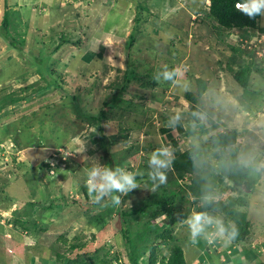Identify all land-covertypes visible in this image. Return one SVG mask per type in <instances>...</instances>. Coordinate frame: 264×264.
<instances>
[{"label":"rangeland","instance_id":"374dc122","mask_svg":"<svg viewBox=\"0 0 264 264\" xmlns=\"http://www.w3.org/2000/svg\"><path fill=\"white\" fill-rule=\"evenodd\" d=\"M5 1L10 13L7 16L9 22L4 26ZM138 3L146 6L149 13L140 12L142 22L135 23ZM208 3L206 0H0V32L15 35L13 32L32 31L33 34L25 35L23 46L16 42L20 53L9 48L0 37V80H4L0 86L8 91L20 92L24 85L34 83L28 92L22 91L23 95L31 94V98L0 109V264H30L32 257L36 258L37 264H42L44 259L49 258L51 254L42 237L51 243L55 237L53 229L58 227L51 222L55 217L54 211L44 217V223L49 224L47 231H40L36 236L13 229L9 220L27 199L50 201L52 204L80 201L85 171L97 160L105 164L106 159L111 158L105 150L95 151L97 143L93 141L99 137L95 124L86 115L77 113L74 104L84 110L88 108V112L93 114L101 107L102 101L112 103L103 123L105 133L110 134L108 136L114 134L107 137L110 153L131 147L135 155L129 160L135 169L141 164L145 166L144 157L149 158L152 147L167 142L168 138L160 133L163 126H171L173 136L177 137L183 149L186 141L197 142L206 135L193 125L189 130L191 133L182 137L173 120L177 115L183 123L188 120L185 110L189 103L184 99V92L190 88L195 91L196 77L210 80L218 70L215 60L219 55L208 39L215 41V48L218 46L223 54L228 52L227 43L239 46L238 35L230 38L221 29L219 35L217 29L193 21L194 17L203 16ZM259 24L264 25V15L260 16ZM134 27H138V30L134 31ZM184 31H187L186 36ZM62 35L69 38V43L53 53L52 42ZM218 36L222 37V41ZM256 36V32L253 33L254 38L250 40H256ZM242 45V50L247 52L249 49ZM32 55L45 57L48 71L43 72V77L36 72V67L24 62L25 59L36 63L30 57ZM251 58L254 61H257L255 58L261 59L254 52ZM128 60L139 64L138 72L145 71L146 66L152 68L158 81L155 87H142L138 80H131L126 89L128 94L143 96V101L137 98H133L132 102H123V98L114 100V85L121 82L128 68ZM171 66L175 68L176 78L168 82L161 74L165 70L170 71ZM18 72V79H14ZM21 75L25 78H21ZM54 80L59 81L61 88L50 85L44 91H33ZM229 84L231 95L225 92V81L219 82V93L226 96V103L221 100L217 105H212L214 103L208 101V89L202 96L205 103L202 110L207 111L210 104L213 108H221L223 114L215 115V120L223 123L222 129L235 126L247 129V134L240 138L242 147L239 159L249 164L255 161V155L264 158V113H257L252 118L250 111L234 112L232 103L237 102L238 90L232 89L233 82ZM256 85L257 92L264 89V80H256ZM64 94L68 98L74 95L77 99L67 101L68 98L62 99ZM221 95L217 97L221 98ZM243 96L247 107L259 106V94L257 97ZM209 122L203 123V126L207 127ZM14 138L16 144L12 143ZM31 140L33 145L28 144ZM46 165L58 169L46 171ZM30 172L38 177H32ZM54 174L57 177L52 180ZM255 188V192L249 195L247 208L251 223L248 242L251 247L257 248L258 258H263L264 171ZM234 196L235 193H226L222 199L231 204ZM129 197L132 196L128 195L126 199ZM131 204L130 200L123 202L124 207ZM76 205L63 206L62 209L80 210ZM77 216L70 217L69 226L66 227L67 237L90 238V234L96 231L95 226L90 219ZM111 229L109 226L103 236L110 238L109 248L112 252L121 249V237L119 233L112 234ZM176 236L183 241L187 264H226L223 258L226 257L224 252L228 251L221 242L220 246L210 244L203 238L193 242L187 228L178 229ZM99 240L97 237L90 246H96ZM161 253L167 252L163 250ZM205 253L208 255L204 256ZM238 256L243 260L242 264L253 263L249 261L250 258ZM121 264H128L126 258Z\"/></svg>","mask_w":264,"mask_h":264},{"label":"trees","instance_id":"16d2710c","mask_svg":"<svg viewBox=\"0 0 264 264\" xmlns=\"http://www.w3.org/2000/svg\"><path fill=\"white\" fill-rule=\"evenodd\" d=\"M208 1V7L203 16L194 17L193 21L204 27L209 26L212 29H217L219 35L222 33L220 29L230 38L238 35L239 46L237 45L236 47L232 43H227V53H229L227 55V53L223 54L218 46L215 48V41L208 39L219 55L215 60L218 70L215 71L210 80L205 77H196L195 91L190 88V90L184 92V99L189 103L188 109L185 110L188 120L184 123L180 120L176 122L175 128L177 132L180 136L185 137L188 132L191 133L189 131L191 127L196 125L206 135L199 138L197 142L186 141V147L183 149L180 148L177 137L173 136L171 126L166 125L160 128V133L168 138L167 142H164L161 146L152 147V150L155 151L157 148L166 146L170 149L172 156L171 163L166 170V182L157 187L155 191H152L153 183L147 175L150 170L147 156L144 157L145 166L141 164L135 169L130 165L129 160H132V156L135 155L132 153L131 147L125 148L121 152L110 153V142L107 137H113L114 134L108 136L110 134L107 135L105 133L103 123L106 121V114L112 108V103L102 101L101 107L93 114L88 112L90 111L88 108L84 110V108L81 109L80 106L78 107V105L74 104L77 113L86 115L95 124V131L99 133L98 139L93 141L97 143L95 151L105 150L111 156L109 160L106 159L105 165L122 167L131 172H142L143 175L137 176L139 187L122 196L121 204L118 206L112 205L107 200L94 203L92 195L89 194L84 182L81 183L80 187L82 197L77 202L70 200L66 204L64 202L63 205L33 198L27 199L24 205L9 220V224L12 225L13 229L21 230L26 235L36 236L40 231L42 233L46 232L49 227L48 223H44L45 215L53 211V214H55L51 222L53 226L58 228L53 229L55 237L52 243L46 242L45 239L47 238L42 237V241L47 243V249L51 254L49 258L44 259L42 264H121L124 258H126L128 264H187L183 252V241L176 236V231L187 228L184 220L192 213L193 209L195 211L208 212L210 215L222 218L225 224L236 226L237 235L235 239L227 248L224 247L228 251L224 252L226 257L223 258L226 264L233 262L242 264L243 260L238 255L250 258L249 261H253L252 264H264V257L258 258L257 248L254 249L249 245L251 244L248 242L251 234V223L247 217L249 195L255 192V187L260 183V177L262 171H264V158L255 155L254 162L249 164L242 163L241 159H239V150L242 147L240 138L247 134V129L238 128L237 126L235 128L224 127L222 129L223 123L216 122L215 115L223 114V110L219 107H212V105H217L219 101L222 100L224 102L226 99V96H222L219 93L221 92L219 90V82L224 80L226 84L225 92L228 95L232 94L229 82L234 83L231 85L232 89L238 90V93H236L237 102L232 103L234 104L232 107L234 112H242L244 110V113L250 111L252 118L257 116V113H264V89L259 92L255 90L257 86L256 80L259 81L260 78L264 80V39L262 38L264 25L259 24L261 15L249 17L235 6L241 0ZM6 7L7 3L5 1L2 19V25L4 26L6 22H9L7 16L10 13V9H6ZM146 8L144 5L137 4L135 23L142 22L139 15L142 11H148ZM27 24L29 25V23ZM27 28L29 30V27ZM154 29L156 30L157 28ZM137 30L138 27H134V31ZM232 30L236 31L231 32ZM31 32H13L15 35H12V32H0V37L9 48L20 53L21 51L16 46V42L19 46H23L26 41L25 35L30 33L33 36ZM255 32L257 35L255 37L256 40L252 41L250 39L254 38L252 36ZM183 34L186 36L187 31H184ZM31 35L29 36L30 39ZM221 38V36H218V39L222 41ZM52 43L54 44L52 49L54 53L65 43H69V38L62 35L60 38L53 40ZM246 43H249L247 48L245 46ZM241 45L249 50L245 52L246 50H242ZM253 52L257 55L260 53L259 57L261 59L255 58L257 61H254L251 58ZM37 56H30L36 63H33V60L26 61L25 59L24 62L30 67H36V72L40 77H43V72L47 73L48 71L46 63H44L45 57ZM133 63L132 60H128L126 64L128 68L124 71L121 82L114 85L115 101L120 98L124 99L122 100L123 102H132L133 98H137L139 101L144 100L143 96L128 94L126 89L131 80H138L142 87H155L158 84L155 75L152 73V68L146 66L145 71L138 72L139 64ZM170 71L175 72V68L171 66ZM20 72L15 74L14 79H18L17 76ZM22 77L25 78L21 75ZM175 78L176 74L168 82L174 81ZM1 82H4V80H0ZM50 85L61 88L59 81L54 80L47 86L34 88L33 91H44ZM33 86L34 83L30 82L24 85L20 92L15 90L8 91L6 87L0 86V109L7 105H13L20 100L31 98V94L26 93L23 95L22 91L24 93L28 92ZM208 89L210 93L208 101L214 104H210L209 109L203 111L202 108H204L205 103L202 101V96ZM245 94L254 97L259 94V106L255 108L247 107L243 96ZM218 95L222 97H217ZM65 98H68V96L65 97L64 94L62 99ZM75 99L77 98L73 95L67 101L71 102L72 100L73 102ZM65 103L68 104L67 102ZM208 122L209 125L207 127L203 126V123ZM219 128L221 129L218 130ZM12 143L16 144L15 138ZM28 144L33 145L32 140ZM92 153L93 151H91ZM46 167V171L51 168L48 165ZM51 169L56 171L58 167L53 166ZM56 175H50L52 180L57 177ZM31 176L34 178L38 177L33 173H31ZM226 193H235L231 204L222 199V195ZM128 195L132 197L126 199ZM128 200L132 204L124 207L123 202ZM75 202L78 204L76 205ZM71 204L78 206L80 210L69 209L64 211L62 209L63 206L69 207ZM71 215L84 216L90 219L89 221L96 229L95 232L90 234V238L67 237L66 227L69 226ZM109 226L113 228V230L111 229L113 231L112 234L119 233L121 237V249H116L112 252L109 248L110 238L106 235L103 236ZM97 237L100 239L97 245L90 246L91 242ZM219 243L218 241L213 242V244L220 246ZM163 250L167 253H161ZM207 255L208 253H205L204 256ZM36 262V258L32 257L30 264H37Z\"/></svg>","mask_w":264,"mask_h":264},{"label":"clouds","instance_id":"9594fccd","mask_svg":"<svg viewBox=\"0 0 264 264\" xmlns=\"http://www.w3.org/2000/svg\"><path fill=\"white\" fill-rule=\"evenodd\" d=\"M235 6L249 17L264 15V0H241ZM161 75L164 80H172L175 72L165 70ZM179 119L177 115L173 123ZM171 156L172 153L166 146L157 148L149 155L148 168L150 170L147 175L153 183L152 191L166 182V170L171 163ZM142 175V172H131L122 167H110L97 160L85 171V186L92 195L94 203L107 200L112 205L118 206L121 204L122 196L139 187L137 176ZM184 223L193 242L203 238L210 244L218 241L227 247L237 235L235 225L225 224L222 218L204 211H194L185 218Z\"/></svg>","mask_w":264,"mask_h":264},{"label":"built area","instance_id":"2783aa9c","mask_svg":"<svg viewBox=\"0 0 264 264\" xmlns=\"http://www.w3.org/2000/svg\"><path fill=\"white\" fill-rule=\"evenodd\" d=\"M262 38L264 39V35L262 36ZM261 39V38H260ZM264 50V49H263ZM258 55L260 56V53H258Z\"/></svg>","mask_w":264,"mask_h":264},{"label":"crops","instance_id":"0c3cea01","mask_svg":"<svg viewBox=\"0 0 264 264\" xmlns=\"http://www.w3.org/2000/svg\"><path fill=\"white\" fill-rule=\"evenodd\" d=\"M27 6H29V5H27Z\"/></svg>","mask_w":264,"mask_h":264}]
</instances>
